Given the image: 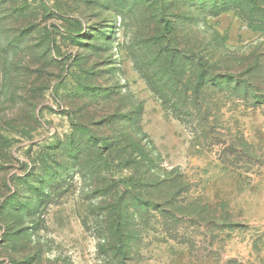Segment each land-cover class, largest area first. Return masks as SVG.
<instances>
[{
    "label": "rangeland",
    "instance_id": "rangeland-1",
    "mask_svg": "<svg viewBox=\"0 0 264 264\" xmlns=\"http://www.w3.org/2000/svg\"><path fill=\"white\" fill-rule=\"evenodd\" d=\"M0 264H264V0H0Z\"/></svg>",
    "mask_w": 264,
    "mask_h": 264
},
{
    "label": "trees",
    "instance_id": "trees-1",
    "mask_svg": "<svg viewBox=\"0 0 264 264\" xmlns=\"http://www.w3.org/2000/svg\"><path fill=\"white\" fill-rule=\"evenodd\" d=\"M254 4H255V0H253Z\"/></svg>",
    "mask_w": 264,
    "mask_h": 264
}]
</instances>
